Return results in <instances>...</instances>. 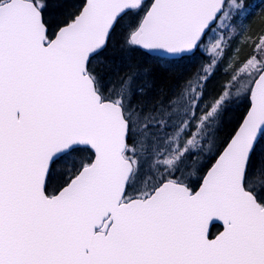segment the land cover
Returning a JSON list of instances; mask_svg holds the SVG:
<instances>
[{"label":"snow or ice","instance_id":"snow-or-ice-1","mask_svg":"<svg viewBox=\"0 0 264 264\" xmlns=\"http://www.w3.org/2000/svg\"><path fill=\"white\" fill-rule=\"evenodd\" d=\"M0 264H264V0H0Z\"/></svg>","mask_w":264,"mask_h":264},{"label":"rangeland","instance_id":"rangeland-1","mask_svg":"<svg viewBox=\"0 0 264 264\" xmlns=\"http://www.w3.org/2000/svg\"><path fill=\"white\" fill-rule=\"evenodd\" d=\"M249 3L259 4L260 0H248ZM259 9H257L258 11Z\"/></svg>","mask_w":264,"mask_h":264},{"label":"water","instance_id":"water-1","mask_svg":"<svg viewBox=\"0 0 264 264\" xmlns=\"http://www.w3.org/2000/svg\"><path fill=\"white\" fill-rule=\"evenodd\" d=\"M219 227H220V229L222 230V225H219V224H217Z\"/></svg>","mask_w":264,"mask_h":264},{"label":"trees","instance_id":"trees-1","mask_svg":"<svg viewBox=\"0 0 264 264\" xmlns=\"http://www.w3.org/2000/svg\"><path fill=\"white\" fill-rule=\"evenodd\" d=\"M218 228H220L218 225H217Z\"/></svg>","mask_w":264,"mask_h":264}]
</instances>
